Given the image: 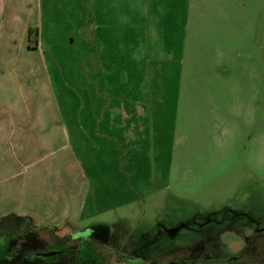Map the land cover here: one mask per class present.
I'll use <instances>...</instances> for the list:
<instances>
[{
    "label": "rangeland",
    "instance_id": "rangeland-1",
    "mask_svg": "<svg viewBox=\"0 0 264 264\" xmlns=\"http://www.w3.org/2000/svg\"><path fill=\"white\" fill-rule=\"evenodd\" d=\"M102 1L45 0L24 49L0 39V216L114 223L111 247L172 264H264V0H105L96 36ZM15 239L0 264H129L85 239L33 254L44 226Z\"/></svg>",
    "mask_w": 264,
    "mask_h": 264
},
{
    "label": "flooded vegetation",
    "instance_id": "flooded-vegetation-1",
    "mask_svg": "<svg viewBox=\"0 0 264 264\" xmlns=\"http://www.w3.org/2000/svg\"><path fill=\"white\" fill-rule=\"evenodd\" d=\"M7 214H11V216L7 217L5 220L0 221V253L3 250L8 249L10 243L16 244L15 236L20 232H38L41 226H44L48 230L50 245L53 244L52 247L44 248V247H37L33 250V254L43 257L55 256L57 253L64 252L68 248L66 247L71 241H77L80 239L86 240V246L84 251L87 253L89 251L98 252V246H108L114 253L115 258L118 261H123L129 264H141V262H146V264H172L173 260L171 252L167 256H163V258H158L151 256H145V252H138V251H122L118 247H111L112 245L109 242H112L114 239H110L109 242L107 234L110 233L109 229H107L110 225H115L114 223H94L86 226L79 227L77 229L68 228L65 231L60 232L56 229V225L46 222L40 221L36 223L30 214H22L18 212H10ZM4 216V215H1ZM0 216V218H1ZM105 226V227H104ZM109 232V233H108ZM114 232L119 231L116 230ZM107 233V234H106ZM166 233V231H165ZM167 237L172 238L168 233H166ZM111 240V241H110ZM151 241H155V239L151 238ZM41 245V244H40Z\"/></svg>",
    "mask_w": 264,
    "mask_h": 264
},
{
    "label": "crops",
    "instance_id": "crops-1",
    "mask_svg": "<svg viewBox=\"0 0 264 264\" xmlns=\"http://www.w3.org/2000/svg\"><path fill=\"white\" fill-rule=\"evenodd\" d=\"M44 1L45 0H0V39H9V48L24 49L27 44L26 40H29L31 37V32L36 30L37 35L39 34L40 27L42 26L41 24L44 22ZM107 1L109 2V0ZM178 1L182 6L187 2V0L186 2H184V0ZM103 3L105 5L104 13L98 11L95 8V4L91 3L92 21L94 23L92 32L96 34V36H105L104 34L110 30V27H108L109 24L112 23L114 19V16H108V3L105 0L102 1V4ZM185 9H188V2ZM97 30L100 32H97ZM27 47L31 48L32 46L28 43ZM62 197L61 194L53 191L49 193L45 199H48L50 201L48 204L51 205L52 208H55L60 204ZM70 204L71 203H64V206L58 210L59 213H55L57 216L59 215V219L62 221L71 220V217L76 213L73 209L69 208L70 206L65 208V206ZM30 212V210H23L20 213L33 215V213ZM1 213L2 212H0V214ZM68 215L69 218L67 217Z\"/></svg>",
    "mask_w": 264,
    "mask_h": 264
},
{
    "label": "trees",
    "instance_id": "trees-1",
    "mask_svg": "<svg viewBox=\"0 0 264 264\" xmlns=\"http://www.w3.org/2000/svg\"><path fill=\"white\" fill-rule=\"evenodd\" d=\"M11 216V214H7V215H4V216H1L0 218V221H3L5 220L7 217Z\"/></svg>",
    "mask_w": 264,
    "mask_h": 264
}]
</instances>
